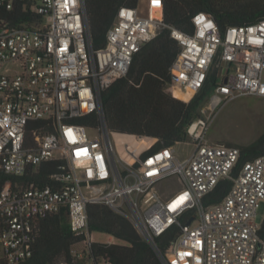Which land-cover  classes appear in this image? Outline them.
<instances>
[{"label": "built area", "instance_id": "1", "mask_svg": "<svg viewBox=\"0 0 264 264\" xmlns=\"http://www.w3.org/2000/svg\"><path fill=\"white\" fill-rule=\"evenodd\" d=\"M158 1L159 17L121 6L105 47L94 51L83 0H0V169L22 176L44 162L62 161L51 174L55 185L14 187L8 181L1 189L0 258L9 264L32 256L36 222L64 208L71 230L85 239L74 246L72 260L58 264H110L91 250L93 243H105L88 229L93 203L128 218L161 264H264V219L256 220L264 201V154L232 176L240 148L210 143L208 116L188 126L186 142L194 147L186 158L177 155L180 143L145 147L128 158L117 152L101 91L125 77L134 55L166 28L180 47L171 67L174 87L193 97L212 69L218 71L204 114L239 97L264 98V18L222 29L198 12L188 34L164 22ZM93 113L98 126L76 122ZM170 176H178L182 187L162 194L157 185ZM224 178L232 180L230 191L205 205L204 196ZM171 228L177 235L163 252L157 238Z\"/></svg>", "mask_w": 264, "mask_h": 264}, {"label": "trees", "instance_id": "2", "mask_svg": "<svg viewBox=\"0 0 264 264\" xmlns=\"http://www.w3.org/2000/svg\"><path fill=\"white\" fill-rule=\"evenodd\" d=\"M164 22L185 33L194 31L193 17L205 12L224 29L230 25L248 24L264 18V0H162ZM88 36L92 50L105 47L107 33L121 6L139 8V0H85ZM24 20V19H23ZM180 47L169 29L162 30L145 43L132 60L129 72L101 91V103L108 129L115 133L158 138L151 150L189 141L188 126L199 116L218 80L213 68L204 86L193 97L178 99L167 90L172 85L171 67ZM76 122L88 127L100 124L97 113L80 117ZM264 154V132L249 145L240 146V157L232 169L236 176L245 162ZM61 160L44 162L30 168L22 176H10L0 169V191L10 181L28 186L55 185L51 174ZM231 178L222 179L204 196L205 205L220 201L231 189ZM187 222L185 217H182ZM37 236L32 256L19 264H58L73 258V248L84 235H76L69 224L67 208L40 218L36 222ZM89 232H101L123 240L125 244L93 243L95 255L106 256L110 264H161L152 246L138 233L133 223L105 204L88 205ZM171 228L157 238L166 252L177 235ZM0 264H9L0 258Z\"/></svg>", "mask_w": 264, "mask_h": 264}, {"label": "rangeland", "instance_id": "3", "mask_svg": "<svg viewBox=\"0 0 264 264\" xmlns=\"http://www.w3.org/2000/svg\"><path fill=\"white\" fill-rule=\"evenodd\" d=\"M155 0H139L140 11L143 15L152 13ZM178 99L188 98L189 94H183L173 85L167 88ZM183 100V99H182ZM206 105V104H205ZM205 105L203 108H205ZM202 108V109H203ZM211 111L201 116H208L209 128L205 132V138L210 143L225 144L239 147L249 145L264 132V98L257 96H243L223 103L217 111L209 116ZM106 121V120H105ZM107 124V123H106ZM95 134V132H90ZM119 155L129 157L131 152H140L142 149L154 146L158 138L137 136L125 133L112 132L111 135ZM191 142L177 144L175 149L181 158L190 156L193 150ZM182 187L178 176H170L158 183L157 188L162 194H169ZM264 219V201L260 203L256 220L262 223ZM92 237L99 242H109L111 236L106 233L93 232ZM115 243L125 244L123 240L115 239ZM78 249H83L84 244H79Z\"/></svg>", "mask_w": 264, "mask_h": 264}, {"label": "bare ground", "instance_id": "4", "mask_svg": "<svg viewBox=\"0 0 264 264\" xmlns=\"http://www.w3.org/2000/svg\"><path fill=\"white\" fill-rule=\"evenodd\" d=\"M153 10H152V14H153V16H155V17H159L160 16V5H159V1L158 0H155L154 2H153ZM176 90H180L179 88H177V87H174ZM182 91V90H181ZM182 93L183 94H189V95H192V93H190V92H184V91H182ZM138 153V152H137Z\"/></svg>", "mask_w": 264, "mask_h": 264}, {"label": "crops", "instance_id": "5", "mask_svg": "<svg viewBox=\"0 0 264 264\" xmlns=\"http://www.w3.org/2000/svg\"><path fill=\"white\" fill-rule=\"evenodd\" d=\"M110 236H111V240H110V242H111V243H115V239H116V238H115L114 236H112V235H110Z\"/></svg>", "mask_w": 264, "mask_h": 264}, {"label": "water", "instance_id": "6", "mask_svg": "<svg viewBox=\"0 0 264 264\" xmlns=\"http://www.w3.org/2000/svg\"><path fill=\"white\" fill-rule=\"evenodd\" d=\"M83 1H84V6H85V0ZM85 10H86V6H85ZM193 219H194V216L188 221V223L190 224Z\"/></svg>", "mask_w": 264, "mask_h": 264}]
</instances>
